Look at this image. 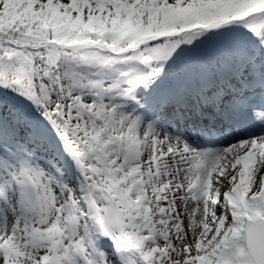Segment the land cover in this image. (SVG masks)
Segmentation results:
<instances>
[{
    "label": "snow or ice",
    "instance_id": "6c2138e0",
    "mask_svg": "<svg viewBox=\"0 0 264 264\" xmlns=\"http://www.w3.org/2000/svg\"><path fill=\"white\" fill-rule=\"evenodd\" d=\"M0 264H264V0H0Z\"/></svg>",
    "mask_w": 264,
    "mask_h": 264
}]
</instances>
